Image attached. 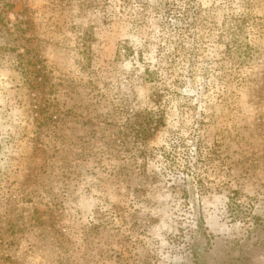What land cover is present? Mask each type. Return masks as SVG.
<instances>
[{"label": "rangeland", "instance_id": "1", "mask_svg": "<svg viewBox=\"0 0 264 264\" xmlns=\"http://www.w3.org/2000/svg\"><path fill=\"white\" fill-rule=\"evenodd\" d=\"M0 264H264V0H0Z\"/></svg>", "mask_w": 264, "mask_h": 264}]
</instances>
